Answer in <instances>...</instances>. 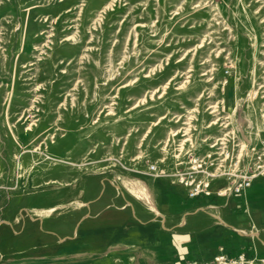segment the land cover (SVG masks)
Wrapping results in <instances>:
<instances>
[{"label":"rangeland","instance_id":"1","mask_svg":"<svg viewBox=\"0 0 264 264\" xmlns=\"http://www.w3.org/2000/svg\"><path fill=\"white\" fill-rule=\"evenodd\" d=\"M263 118L264 0H0V209L90 176L118 185ZM245 197L264 205V177Z\"/></svg>","mask_w":264,"mask_h":264},{"label":"crops","instance_id":"2","mask_svg":"<svg viewBox=\"0 0 264 264\" xmlns=\"http://www.w3.org/2000/svg\"><path fill=\"white\" fill-rule=\"evenodd\" d=\"M146 164L118 185L90 176L3 205L0 254L11 255L9 264H18L19 246L28 247L34 264H110L126 251L135 264L149 247L172 252L170 264H183L186 254L198 261L220 252L264 258V205L245 197L264 175L243 194H211L204 203L206 196L188 197L184 186L150 174Z\"/></svg>","mask_w":264,"mask_h":264},{"label":"built area","instance_id":"3","mask_svg":"<svg viewBox=\"0 0 264 264\" xmlns=\"http://www.w3.org/2000/svg\"><path fill=\"white\" fill-rule=\"evenodd\" d=\"M202 153H190L187 159H175L171 165L157 167L146 164L154 176H168L172 182L186 188L188 197L197 195L230 196L243 194L253 181L264 175V118L256 132L239 140L234 132L219 138ZM217 182L219 187L212 189ZM183 264H264V258L247 257L244 253L227 256L220 252L210 260H185Z\"/></svg>","mask_w":264,"mask_h":264}]
</instances>
